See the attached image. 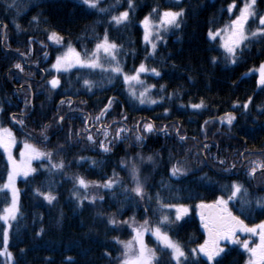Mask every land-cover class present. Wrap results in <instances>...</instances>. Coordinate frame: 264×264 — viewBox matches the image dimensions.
I'll return each mask as SVG.
<instances>
[{
  "label": "trees",
  "instance_id": "trees-1",
  "mask_svg": "<svg viewBox=\"0 0 264 264\" xmlns=\"http://www.w3.org/2000/svg\"><path fill=\"white\" fill-rule=\"evenodd\" d=\"M15 2L17 7L9 8L8 0H0V26L7 25L4 40L0 34V101H8L0 105L4 108L0 113L1 122L13 114L25 120V128L17 129L16 134L19 139L26 136L32 141L35 140L22 130L38 137L42 126L50 125L48 142L36 141L39 146L43 145L42 150L54 153L53 162L63 159L66 165L63 173H49L46 161L35 160L33 168L37 171L27 178L17 179L20 215L13 222L8 243L16 264H119L123 259V246L116 238L125 242L133 239V218L135 224L148 219L154 228L163 215H167L171 223L162 230L184 247L189 264L193 259L204 264L206 258L202 254L193 257L190 252L208 239L197 205L212 204L220 196L227 199L229 191L225 186L233 182L247 189L246 196L242 193L229 203L233 215L240 217L246 225L264 219V208L255 203L264 198V187L255 188L243 168L248 158L264 151V87L259 84L260 74L252 71L264 63V42H253L244 48L242 55L238 52L237 62L232 64L226 59L227 53L219 41L208 36L209 30L216 31L229 23L245 0H133L131 10L128 0H100V7L107 12L89 9L79 0ZM232 4L235 8L229 12ZM181 7L186 13L181 28L164 35L155 54L150 55L151 48L143 40L141 20L149 14L156 20L154 8L162 12L179 11ZM256 10L257 17L249 19L245 25L246 33L258 27V16L264 14V0H257ZM123 11H129V23L116 25L111 22L112 16ZM33 17H38L39 22L33 21ZM16 24L20 25L19 30ZM50 31L60 33L64 45L71 43L77 49L87 50L107 31L110 41L122 45L119 57L125 73L133 72L139 63L161 73L160 76L151 72L141 74L146 86H156L149 92L148 99L157 103L140 104L126 91L122 76H107L81 68L54 75L50 64L60 48L52 46L48 40ZM29 41H32L31 45ZM10 48L24 53L26 64L21 62V54L19 58L8 51ZM16 63L25 66L24 73L13 67ZM53 77L60 79L61 87L50 90L47 81ZM85 79L95 83L90 91L84 87ZM25 80L31 83L34 93L32 106L28 109L23 102L27 95ZM22 84L25 90H21ZM249 98L251 103L245 110L243 105ZM109 99L114 102L103 121L104 126H111L112 136L118 128L129 131L113 141L110 152H104L100 147L104 136L97 131L99 124L88 125L96 144L84 139V133L80 137L75 133L85 127L83 117L96 116ZM61 100L65 101L64 105L60 104ZM68 100L72 101L71 110ZM201 100L205 108L191 107ZM226 113L236 117L231 127L220 123V117ZM59 115L65 116L62 125L57 124ZM125 115L126 120L123 119ZM148 122L156 131H143V125ZM165 127L167 134L161 130ZM177 128L186 140L179 139ZM137 135L143 140L137 141ZM205 144L209 146L207 149ZM141 156L145 158L143 162L139 159ZM148 156H153L154 160L149 162ZM81 157L85 159L81 160ZM220 159L225 160L226 165H220ZM177 161H186L188 168V174L179 180L170 173ZM243 161L245 164L239 167ZM132 163L139 167L148 194L155 197L159 193L165 203L183 204L189 209L188 214L176 221L175 209L161 211L155 199L149 202L126 198L119 186L111 191L90 187L87 193L81 189V197L87 194L89 199L92 196H103L104 199L98 198L95 204L85 200L82 207L78 206L70 177L79 175L89 182L102 184L115 173L124 182V187L131 188L129 171ZM232 163L236 168L225 171ZM7 176V158L0 147V186L7 182ZM37 189L41 192L51 190L57 199L49 204L37 194ZM10 203V192L7 189L0 191V212ZM112 215L118 221L116 226L107 223ZM121 221L129 223H119ZM4 228L0 221V246ZM41 228L43 235H37ZM144 240L148 248L155 250L159 264H176L169 250L163 248L151 231ZM226 253L222 264H247L248 251L240 245H227ZM0 264H5L4 257H0Z\"/></svg>",
  "mask_w": 264,
  "mask_h": 264
},
{
  "label": "snow or ice",
  "instance_id": "snow-or-ice-1",
  "mask_svg": "<svg viewBox=\"0 0 264 264\" xmlns=\"http://www.w3.org/2000/svg\"><path fill=\"white\" fill-rule=\"evenodd\" d=\"M79 2L89 9H95L100 12H107V9L100 7V0H79ZM257 0H245L244 6L240 9V14L231 22V24L226 29H220L216 31L209 30L208 36L210 39L215 40L218 36H221L222 32H227V36L224 38L225 42L222 44L224 47L227 56L226 59L229 60L230 63L235 64L238 59V52L242 55L244 48L248 47L253 42H264V15L258 16V27L251 31L250 33L245 32V25L247 24L249 18L257 16L256 10ZM9 8L17 7L15 0L11 4L8 5ZM134 4L133 0H128V9H133ZM235 8V4L229 6L228 11L231 12ZM153 13L157 15L160 23L159 25L152 23V14L145 16L143 21L141 22L144 28V41L146 44L151 46L152 52L150 55L155 54V50L157 48V44L163 40V36L160 34L161 30L167 31L169 29H179L184 23L185 18V10L183 7L180 8L179 11L172 10H164L160 11L158 8H154L152 10ZM33 21L39 22L38 17H33ZM111 22L116 25L127 24L129 23V11L120 12L119 15H115L111 17ZM2 27L6 28L7 25H2ZM15 27L19 30L20 25L16 24ZM47 38L49 41H52L54 44L63 45L64 37L60 35V33L56 31H50L47 33ZM6 39V36H5ZM38 42V41H37ZM166 42V41H165ZM32 41H29L31 45ZM42 47H46V45L42 44ZM122 45H118L114 41H110L107 31H105L103 37L99 38L97 43L95 44L94 50L91 53L87 49L84 50L83 54L78 52L71 43L66 45V51H64L61 55L56 57L55 63L52 65V68L55 69L57 73L60 72H68L72 68H81V69H89L96 70L99 69L101 72H108L111 74H115L116 76H122L123 81L126 84L131 85L133 82L136 84H140L144 86V81L140 79L142 73L151 72L155 76H160L161 73L157 71L155 68H147L145 64H140L138 69L134 70L133 75H128L123 71L121 67V63L119 60V55L121 51ZM31 52V48L29 49ZM22 56L24 54H21ZM47 53H44L45 58L47 57ZM101 56L106 57V63L109 67H105V62H102ZM212 63H216V59L213 58ZM13 67L18 70L19 73L25 72V66L21 63H16ZM260 79L259 84L264 87V64L260 65L259 68ZM111 82V81H110ZM25 84H27V88L25 90L24 84L21 85V90H25L27 95L24 99L25 109H28L32 106L31 100L34 97V93L31 90V83L25 80ZM47 84L50 90H55L61 87V81L57 77H53L51 80L47 81ZM95 86V83L91 80H84V87H86L89 91ZM155 85L144 86L143 91L136 93L135 90H129L130 96H132L135 100H138L140 104H145L146 102H150L152 104H156V100H149L148 93L151 89L155 88ZM161 91H163V87H161ZM8 101H0V105L6 103ZM113 99H109L107 105L99 111L96 116L85 115L83 117V123L85 127L80 129L75 133L77 137H80L81 133H84V139H86L91 144H96V140L92 135V128L88 125L91 124L92 127H95L97 124L100 127L97 129L104 136V141L100 142V147L104 152H110L112 148V143L115 140H119L121 138V133H125L129 131L126 128H118L116 130V134L114 136L111 135L109 128L105 127L103 121L106 116L109 114L110 109L113 105ZM251 103V98H249L248 102L243 105L245 110L248 109L249 104ZM61 105L65 104L64 100L60 101ZM68 107L71 110L72 101H67ZM191 107L193 109H203L206 107L203 100H201L198 104H192ZM4 112L3 106H0V113ZM72 117H69L71 119ZM12 120L16 121V123L21 126L24 125V121L22 119H18L15 114L11 117ZM123 119H127L125 115ZM65 120V116L59 115L57 119V124L62 125ZM236 120L235 115L232 113H226L224 117H220L221 124H227L229 127L232 126L233 122ZM115 123V122H114ZM208 121H205L207 124ZM50 128V125H43L42 130L40 132L41 142H45L49 139L47 133ZM136 129L139 132L140 126L136 125ZM167 134L166 127L161 129ZM143 131L145 133H152L156 131L154 125L151 122L145 123L143 125ZM177 135L181 141L187 139L186 136L179 135V129H176ZM72 136L71 131L69 132V137ZM111 136V139L109 137ZM137 141H142L143 137L137 135ZM15 140L12 136L10 130L0 128V147H3L5 152L7 153L9 164L11 165V170L8 172L7 183L3 186H0V191L7 189L11 192V203L8 207L4 208L2 212H0V221H3L5 228L3 230V244L0 246V257L5 258V264H16L15 257L8 250L9 243V233L13 227V222L18 220L20 215L19 208V191L16 188V179L17 177L23 176L24 178L33 175L37 170L31 167V162L33 160L46 161L48 163L47 171L49 173L59 172L63 173L65 170V162L63 159H59L56 162H53L54 153L49 151H44L33 144H29L27 142L24 143V151L20 153L22 158L20 163L12 156V147L14 146ZM62 148V146H59ZM209 146L204 145V148L207 149ZM247 151V149L245 150ZM59 153H56L58 155ZM158 155V154H157ZM243 156V153H240ZM261 156H264V151L260 152ZM85 159L81 157V160ZM140 161H144V157H139ZM213 159H216L213 157ZM147 160L152 162L154 160L153 156H148ZM95 163V161H93ZM220 165H226V161L223 159L218 160ZM250 167L247 170V175L255 176L256 172L259 170L262 175H264V160H252L249 162ZM128 167V165H125ZM236 168V164L232 163L230 167H225V171H232ZM171 177L180 179L182 176H186L188 174V168L186 166V161L181 162L177 161L174 163L170 169ZM132 184L131 188L124 187V182L116 177V174L113 173V178L106 179L104 183H96L89 182L83 176H73L70 179L73 181L75 189L73 195L77 201L78 206L82 207L85 200H88L90 204H95L97 199L103 200V196L97 197L92 196L89 199L88 195L85 194L81 197L80 190L83 189L85 193L91 187L93 189H107L111 191L112 189L119 186L122 189V193L126 198H131L135 200L139 198V200H147L151 202L153 199L157 202L161 211L164 209H175V220H181L185 215L188 214L189 209L185 207L183 204H172L165 203L159 193L155 194V197L148 194L145 191L146 181L141 178V173L139 167L132 163L129 171ZM229 191V195L227 199L224 196H220L214 203L205 204L200 203L197 205L199 209H201V220L204 221V227L208 233V239L205 240L203 244H200L198 248H193L190 250L193 257H197L198 254H202L206 260L204 264H222L223 256L226 253L227 245H240L243 249L248 251L254 259L249 260V264H264V222L257 224L253 227H249L244 223L240 217L233 215L232 211L228 207L229 203L235 199H237L242 193L246 196L247 189L238 182H233L230 185L225 186ZM37 194L43 196V198L51 204L53 201L57 199V197L53 194L51 190H47L41 192L39 189L36 190ZM258 207L264 208V198L258 199L256 202ZM208 210H211L210 212ZM145 214H147L148 209H144ZM241 213L244 212V208L240 209ZM99 215V214H98ZM207 215V219H206ZM107 223L113 226H116L118 221L115 216H109L107 219ZM119 223L128 224V221H121ZM171 223L169 217L167 215H163L159 218L157 225L153 228L150 226L149 220L145 219L142 224H135L133 218L132 230L134 232L133 239L131 241H120L116 238V242L123 246V259L119 261V264H159V259L156 256L155 250L148 248L145 243L144 237L148 232H152V234L156 237V239L162 244L163 248L169 250L171 258L176 262V264H189L188 253L185 252L184 247L178 242L171 238L167 231H163L162 228L168 226ZM44 229L41 228L40 232L37 235H43ZM237 233H250L252 235H259V243L255 247H249L248 240H240L237 237ZM222 244L224 246H222ZM135 249V251H134ZM106 256H110V253H105ZM191 264H199L197 259H193Z\"/></svg>",
  "mask_w": 264,
  "mask_h": 264
},
{
  "label": "rangeland",
  "instance_id": "rangeland-1",
  "mask_svg": "<svg viewBox=\"0 0 264 264\" xmlns=\"http://www.w3.org/2000/svg\"><path fill=\"white\" fill-rule=\"evenodd\" d=\"M9 1V3L11 4L12 2H13V0H8ZM243 6H244V4H243ZM243 6H241L240 7V9L243 7ZM240 9H239V12H238V14L229 22V23H227L224 27H222L221 29H226L230 24H231V22L240 14ZM173 11V10H172ZM0 14H1V12H0ZM262 15H264V14H262ZM257 17V16H256ZM254 17H251V18H249V19H253ZM144 19V18H143ZM143 19L141 20V22L143 21ZM140 22V23H141ZM3 23V22H2ZM152 23L153 24H156V25H159V23H160V21H159V19L158 18H156V20H153L152 19ZM142 24V23H141ZM5 25V24H4ZM143 26V25H142ZM0 29H1V32H0V34L2 35V39L4 40V35H5V32H6V28H4V27H2V25L0 26ZM172 30L173 29H169V30H167V31H164V30H161V35L163 36V39H164V35H166V34H168V33H170V32H172ZM218 30H220V29H218ZM227 36V32H222L221 33V36H218L216 39L219 41V44H220V46H221V48L223 49V51L226 53V51H225V49H224V47H222V44L225 42V37ZM143 37H144V28H143ZM144 40V39H143ZM162 41V40H161ZM50 42H52V41H50ZM145 42V41H144ZM97 42H95L94 44H92L91 45V47H89L88 48V51H89V53H91L92 52V50H94V48H95V44H96ZM52 46H58L60 49H59V52L57 53V55L53 58V60H52V62H51V64H50V69H51V71L53 70V73H54V75H56V74H58L56 71H55V69H53L52 68V65L55 63V60H56V57L58 56V55H61L64 51H66V45H57V44H54L53 42H52ZM41 45H42V43H41ZM148 46H149V48H151V46L148 44ZM73 47L78 51V52H80L81 54H83L82 52H84V50L86 49V48H84L83 49V47H82V49H77V47L76 46H74L73 45ZM81 50H82V52H81ZM151 50V52H152V49H150ZM8 51H11L12 52V54H17V56H19V58H20V54H24V53H21L19 50H16L15 48H10V49H8ZM119 58V60H120V57H118ZM106 57H104V56H101V60H102V62H105V67H109V65L106 63ZM21 62L23 63V64H26V60H25V57H23L22 55H21ZM120 63H121V60H120ZM140 64H142V63H139V65H137L136 66V68L135 69H138L139 68V66H140ZM144 64V63H143ZM264 64V63H263ZM259 68H260V65L258 66V67H256V68H254L252 71H255L256 73H258V74H260V72H259ZM134 69V70H135ZM87 71H90V72H96V73H98V74H106L107 76H110V74L108 73V72H101L99 69H96V70H89V69H86ZM133 71V70H132ZM134 74V71L133 72H131V73H129L128 75H133ZM112 75H114V76H116L115 74H111V76ZM140 79H141V77H140ZM122 80H123V77H122ZM142 80V79H141ZM143 81V80H142ZM123 83H124V81H123ZM25 84V83H24ZM25 85H27V84H25ZM124 86H125V88H126V91L129 93V90H130V88L131 89H133V90H135L136 91V93L138 94L139 92H141V91H143V87L144 86H146L145 85V83H144V86H142V85H140V84H136L135 82H133L131 85H129V84H126V83H124ZM149 94V93H148ZM32 104V103H31ZM146 104H148V102L146 103ZM27 114V113H26ZM25 114V115H26ZM28 115V114H27ZM18 118V117H17ZM19 119V118H18ZM24 121V124H26V121L25 120H23ZM13 124L15 125V127L13 126ZM0 128H2V129H8V130H10V132H11V134H12V136L14 137V140H15V143H14V146L12 147V149H11V151H12V156H13V158L17 161V163H20L21 162V160H22V158H21V156H20V153L22 152V151H24V143L25 142H27V143H29V144H33V145H35L36 147H38V148H40V149H43V145L42 146H39L38 145V143L39 142H37L36 141V139L38 140V141H40L41 142V137L40 136H38V137H36V136H33V135H31L28 131H24V130H22V132L23 133H26V135L27 136H29V137H31V138H33L35 141H32L30 138H28V137H26V136H23L22 138L20 137V139H18L17 137V134H16V131H17V129L18 130H20V129H23V128H25L24 127V125L23 126H21L20 124H18V123H16V121H14V120H10V118H8L7 117V121H5V122H1V117H0ZM15 129V130H14ZM48 137H49V139H50V137H51V135L49 134L48 135ZM48 139V140H49ZM48 140L47 141H45V142H48ZM19 143V144H18ZM1 149L3 150V152H4V154H5V156H6V158H7V163H8V172L11 170V165L9 164V161H8V157H7V153L5 152V150H4V148L3 147H1ZM44 151H46V150H44ZM249 160H248V163L247 164H245V162L243 161L240 165H239V167H241L242 165H244V167L243 168H245V170H248V168L250 167V161H252V160H264V156H261L260 155V153L259 154H255V155H253V156H251L250 158H248ZM35 160H33L32 162H31V167L33 168L34 167V162ZM245 170L243 171V172H245ZM249 176V175H248ZM8 177V176H7ZM23 178V176H20V177H17V179L18 178ZM251 178V180H252V182L254 183V187L255 188H263L264 187V175H262L261 174V172L258 170L257 172H256V174H255V176H251L250 177ZM17 179H16V188L18 189V187H17ZM261 179H263V180H261ZM7 183V182H6ZM5 183V184H6ZM10 192V191H9ZM10 196H11V192H10ZM262 222H264V221H259V222H257V223H255V224H253V225H251L250 227H253V226H255V225H257V224H260V223H262ZM245 236V239H243L242 238V236ZM237 237L240 239V240H248V242H249V247H255L257 244H258V242H259V235H252V234H250V233H237ZM203 244V243H202ZM134 251H135V249H134ZM246 251V250H245ZM250 259H254L252 256H251V254L248 252V259H247V264H249V260Z\"/></svg>",
  "mask_w": 264,
  "mask_h": 264
}]
</instances>
